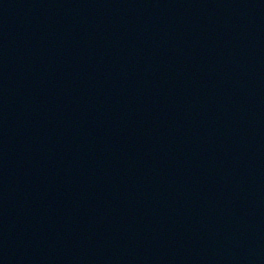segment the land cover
<instances>
[{"label": "water", "instance_id": "1", "mask_svg": "<svg viewBox=\"0 0 264 264\" xmlns=\"http://www.w3.org/2000/svg\"><path fill=\"white\" fill-rule=\"evenodd\" d=\"M0 264H264V0H0Z\"/></svg>", "mask_w": 264, "mask_h": 264}]
</instances>
